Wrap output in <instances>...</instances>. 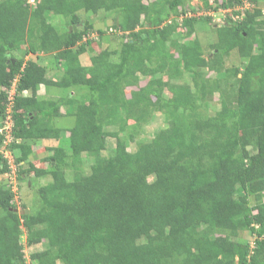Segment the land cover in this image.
<instances>
[{
    "label": "trees",
    "instance_id": "1",
    "mask_svg": "<svg viewBox=\"0 0 264 264\" xmlns=\"http://www.w3.org/2000/svg\"><path fill=\"white\" fill-rule=\"evenodd\" d=\"M200 1L0 0V117L17 81L13 138L20 141L10 149L20 151L18 186L31 172L52 178L31 207L0 186V264H264V9L235 10L241 19L215 29L207 57L195 37L199 19L214 20L211 11L243 0ZM200 9L208 14L190 15ZM103 10L118 15L115 28L126 35L85 65L80 54L93 41L83 40L104 31L81 13ZM55 14L67 21L65 31L52 23ZM234 51L243 67L225 66ZM42 54H53L59 78L49 77ZM209 70L237 78V107L223 97L209 113L208 98L223 94L218 78L201 76ZM43 86L82 92L53 99L39 93ZM127 87H136L130 97ZM62 107L73 126L52 123ZM155 112L167 125L130 151L121 132L137 131ZM66 135L72 162L58 145H43L54 151L44 156L50 167L30 161L39 140ZM109 137L115 148L104 156ZM84 153L95 159L90 172L68 180L64 169L78 163L80 171ZM10 168L0 153V173ZM40 243L46 247L28 261L25 247Z\"/></svg>",
    "mask_w": 264,
    "mask_h": 264
},
{
    "label": "rangeland",
    "instance_id": "2",
    "mask_svg": "<svg viewBox=\"0 0 264 264\" xmlns=\"http://www.w3.org/2000/svg\"><path fill=\"white\" fill-rule=\"evenodd\" d=\"M213 1V0H211ZM190 4L193 7H196L198 4L201 5V1L200 0H190ZM255 7H261L264 9V0H258L257 3H251L250 0H243V3H240V6H238L237 8H228L225 10L219 9L216 12L211 11L210 14L215 15L214 16V20L213 18H206L207 21H205V17L203 19H199V20H203L200 21V28L197 29L196 33H195V37L197 36L199 38V41L201 42V44L204 47V55L208 57V54L210 53L211 55V50L212 44H214L217 41V32L215 31V29H217L218 26L220 25H224L228 19L232 16L234 17H239L240 16H236V14H234L235 10L237 11H245L246 9L249 10H253L255 9ZM205 14H208V11L205 10H198L197 13H190V15H198V16H205ZM52 23L55 25V27L60 31L63 32L65 31L66 27H67V21L65 20V18L62 15H52ZM117 14L115 12H106L105 10L98 12L95 16L92 14H87V13H81V18L83 20L89 19L90 21L92 20V17L94 19V24L96 26V28H100L104 31V35L103 38L100 37V34L98 32V30H94L91 32L90 36L86 37L83 40V43H85V41H87L88 39L93 41V44H88L87 47H89L87 49V51L81 53L80 55V59L82 61L83 64L85 65H89L92 63L93 61V57L96 56V54L98 52L101 51V49L106 48V47H110V48H117L120 43L124 40V36L126 34H123L121 31H119L117 28H115V24L117 23ZM87 24H89V22H86ZM213 25H215L213 27ZM25 54V50H17L15 51V56L16 57H22ZM41 59L40 62H42L43 64H46L48 67V75L50 78H59L62 74V71L60 70V67L58 66L53 54H42L40 55ZM32 58H34L32 56ZM244 62L242 60V58L239 57V55L234 51L231 53V55L228 56V58L225 60V66L226 67H233V66H240L243 67ZM201 76L204 77H209V78H218L219 79V87H220V91H222V96L220 95V92L217 91L212 97H209V113H213L214 111H217L220 106H221V101L224 99L223 97H225V100L231 105L234 104L235 107H237V95H238V80L237 78L233 77V76H229V77H218L217 73L214 71H201ZM165 79H168L167 76H164ZM184 79L186 82H191V76L187 73L184 76ZM147 83V79L145 77H141V85H145ZM133 89H136V87H127L126 88V93L127 96L130 97L131 96V91ZM82 90H75L73 92V90H71V93L68 92V89L66 88H58V87H51L49 88V90L43 86L40 89V94L43 97H47V98H53V99H58L59 97H61V95L64 94H69L70 96H79V94H81ZM166 93L168 95H170V92L166 91ZM62 113H63V117H58L55 120H53V124H57L58 126L62 127V128H66V127H71L74 125L75 123V119L74 117H67V115H65L66 109L64 107H62L61 109ZM13 117V116H12ZM15 123V117H13L12 120ZM129 123H134L133 121H128ZM167 125L166 123V119L164 117V114L162 112H155L152 117L150 118V120L148 122H146L145 124H143L142 126H140V128L137 129V131H133L132 128H127L126 131L121 132V135L124 134L125 138L127 139V147L130 151H135L137 149V146L140 142L143 141H148L151 138H153V136L163 127H165ZM112 130L113 129H118V126H113L110 127ZM128 134H133V138H129ZM68 136L66 135V137H64L63 139L61 138V140H55V139H46V140H39L36 144H38V146L40 145H45L46 147H52V146H62L68 157L67 160L69 162H72L73 155H72V149L70 148V144L68 141ZM20 139H17L15 142H19ZM12 143V141L8 144L5 145V151L4 148L2 146H0V153L3 150L6 155L8 156V158L10 160V167L16 171H19V164L17 162V159L20 155V151L19 150H12L10 149V144ZM115 144H116V138L113 137H109L107 139V148L106 150L103 152L104 156H110L111 154H113L114 148H115ZM39 147L36 148V150ZM249 149H252L251 147ZM35 150V151H36ZM4 152L2 153V155H4ZM54 153L53 150L47 149L45 151L42 150H38L37 153H34L32 156H30V161L33 162L35 165H40V161L41 162H45V164L43 163L44 166L46 167H50V163L49 161H45L44 160V156L45 155H52ZM7 160V161H9ZM81 162H79L81 164L80 167V171H77L79 164L77 163V167H66L64 169L65 171V175L66 178L68 180H73L74 178L77 177V175L79 174V172L81 173H85L88 174L90 172V167L91 165L95 162V159H93V157H90L87 154H83L82 159H80ZM9 163V162H8ZM27 165V164H26ZM25 165V166H26ZM10 168V170H11ZM10 172L8 173H0V186H8L10 188H12L15 192H17V198L18 200H15L16 203L18 205H27L28 207H31L32 205H35L37 203H39L41 197L39 194V189L41 186L46 185L47 183H49L52 178L50 175L48 176H44V177H37L34 175L33 172L30 173V175H27V179H24L23 181H20V184L18 186L17 185H12L10 184ZM31 181H32V185H31ZM251 204H253L252 199H250ZM21 205V206H22ZM239 236L241 239L243 240H248L251 243H253L254 240V236H251L248 232L246 231H242L239 233ZM23 243L25 242V238H23ZM46 247L45 243H40L37 245H34L33 247H25V252H26V256L28 261H31V254L33 251L35 250H42Z\"/></svg>",
    "mask_w": 264,
    "mask_h": 264
},
{
    "label": "built area",
    "instance_id": "3",
    "mask_svg": "<svg viewBox=\"0 0 264 264\" xmlns=\"http://www.w3.org/2000/svg\"><path fill=\"white\" fill-rule=\"evenodd\" d=\"M16 82L17 81H15L14 85L12 86V88L9 92L8 103H7V106L5 109V114L0 117V135L4 137V139H3L4 151L6 150L5 145L14 140V138H13L14 122L12 120L14 117ZM4 151L2 150L1 153H3ZM4 157L8 158V156L6 155L5 152H4ZM9 163H10V160H9ZM10 176H11L10 182H11L12 187H13V185L18 184L17 171L12 169Z\"/></svg>",
    "mask_w": 264,
    "mask_h": 264
},
{
    "label": "crops",
    "instance_id": "4",
    "mask_svg": "<svg viewBox=\"0 0 264 264\" xmlns=\"http://www.w3.org/2000/svg\"><path fill=\"white\" fill-rule=\"evenodd\" d=\"M37 147H39L37 150H42L44 148L42 145L38 146V144H34L33 150H36Z\"/></svg>",
    "mask_w": 264,
    "mask_h": 264
},
{
    "label": "clouds",
    "instance_id": "5",
    "mask_svg": "<svg viewBox=\"0 0 264 264\" xmlns=\"http://www.w3.org/2000/svg\"><path fill=\"white\" fill-rule=\"evenodd\" d=\"M6 109V108H5ZM15 111V110H14ZM17 140V139H16ZM16 140H14V141H16ZM3 142V141H2ZM13 142V141H12ZM8 160V159H7ZM9 162V161H8ZM14 191V190H13Z\"/></svg>",
    "mask_w": 264,
    "mask_h": 264
},
{
    "label": "water",
    "instance_id": "6",
    "mask_svg": "<svg viewBox=\"0 0 264 264\" xmlns=\"http://www.w3.org/2000/svg\"><path fill=\"white\" fill-rule=\"evenodd\" d=\"M73 28H74V29H76V27H75V26H74ZM250 147H251V146H249V148H250ZM25 212H26V211H25Z\"/></svg>",
    "mask_w": 264,
    "mask_h": 264
}]
</instances>
